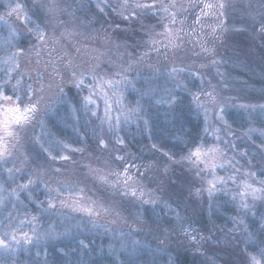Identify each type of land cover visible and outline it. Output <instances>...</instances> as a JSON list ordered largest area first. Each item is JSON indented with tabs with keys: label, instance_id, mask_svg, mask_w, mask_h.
Masks as SVG:
<instances>
[{
	"label": "rangeland",
	"instance_id": "obj_1",
	"mask_svg": "<svg viewBox=\"0 0 264 264\" xmlns=\"http://www.w3.org/2000/svg\"><path fill=\"white\" fill-rule=\"evenodd\" d=\"M25 1L0 0V16L8 19L12 27L20 33L19 36L12 38L8 27L0 23V83L8 78V70L13 67L9 62L11 52L16 51L17 47L25 48L24 54L17 58L20 67L10 73L12 80L5 87V92L11 94L9 89L15 84L16 79L23 77L22 89L30 84L42 96V101L38 122L33 125L28 136L21 139V144L12 150L7 162L0 161L2 189L0 197L4 200L3 205H0V221L3 222V225H0V235L10 230L7 227L9 223L13 227H18L20 220L28 221L32 216H37L39 220L35 225V235H39L40 239H35L32 227L25 223L22 230L27 232L34 242L30 245L21 243L12 251L0 249V264H183L178 261V256L181 250L188 249L190 245L180 234V225H183L187 216L185 214L210 215L215 211L224 214L227 207L233 212L231 223L234 229L229 227L221 229L210 220L204 227L203 251L189 248L192 258L197 259L196 263L194 261L192 264H246L250 253L246 252L242 256L243 252L241 254L238 237L235 234L238 232L239 222L245 218L250 224V221L258 219L259 226L264 225V218L259 220L260 216L264 217V193H257L256 195L261 198L255 200L250 195L245 196L243 201L247 202L249 206L247 209L241 207L243 201L240 196L245 183L259 188L262 187L260 181H264V175L261 174L264 172V107H262L264 32L260 30L261 23H264V0H228L231 7L223 10L222 17L217 9L204 10L209 13L207 17H211L212 21L206 34H210L215 28L218 31L215 35L219 36L215 38H219L221 42L213 43L209 47L204 44L203 47L208 48L212 56L223 57L227 61L217 58L215 67L205 81L210 86L205 90L213 92L219 104L206 105L208 98L203 100V105L208 107V111L203 110L204 118L197 132L198 135H202L198 137L199 139H194L191 134L188 143L174 141L172 145V148L176 146L174 152H166L167 148L143 146L145 155L168 153L167 160H162V157L158 156L156 161L158 164L153 166L151 164L148 167L146 165L147 168L152 167L149 171L147 168L142 170L137 168L139 169L137 171L135 165L128 169L131 177L129 184L142 185L145 192L152 194L154 203L145 204L133 201L130 197H121L119 190L123 187L122 184H117L116 188L110 184L116 179L112 173L123 172L124 167L132 165L131 159L136 157V153L129 149L127 130L132 123L133 127L146 130L147 124L144 122L146 119L132 115L125 120L121 116L120 124L109 129L107 123H101L102 102L96 117L83 110L74 111L72 106L77 104L81 97L88 95V92L87 90L78 92L73 87L65 65L66 61L71 59L73 66H78L76 67L78 75L84 72L97 76L105 74L112 76L115 73L114 69L109 70L105 66L100 54L107 43L115 42L113 45H117L116 55L128 54L132 62L139 64L140 68H150L151 66H146L141 60L137 61L133 57H137L138 52L147 50L146 47L150 45L146 38L153 32L148 31V35L144 34L147 30L142 29V25L146 23L145 27L149 28L151 23H157L159 17L153 18L149 12L141 15L138 20L125 22L119 15L116 16L118 10L115 9L116 7L122 11L120 6L123 0H27L31 6ZM209 1L210 4L220 2ZM15 2L25 5L32 20L31 24L24 25L14 15H7V5L12 3L14 6ZM135 2L150 3L151 0H130V3ZM170 2L171 0H158L157 8L161 4L167 6ZM177 3L183 5V9L177 10L178 23L180 20L184 22L190 16L188 14H191L199 4L196 0H177ZM75 4L77 8L71 10L69 5ZM39 6L44 7L41 13L37 11ZM136 11L146 12L140 9ZM110 12L115 16L111 17V14L109 17ZM160 15L165 17L162 22L166 23L168 19L166 15L163 13ZM104 16H107V20ZM36 25H40L47 33L43 44L35 41L34 36L28 31ZM111 25H114V31ZM172 27L175 29V26ZM160 29V32L163 31ZM144 44L147 45L144 47ZM192 52L190 49L180 55L196 57ZM53 64L60 70L63 80L53 71ZM124 68L129 83L121 89L123 111L139 106L141 109L139 115L144 117L142 111L147 107L146 103L141 102L152 99L156 106L167 110L165 114H169L170 108L165 107H168L166 103H169V95L174 94L172 81L176 76L170 73L166 78L164 74L153 76L142 72L134 75L127 71L126 66ZM233 69L243 73L248 71L250 75L247 78H239L234 71L223 72ZM142 76L157 83V78L164 77L170 89L152 87L147 81L141 83L143 87L140 88L138 79ZM198 82L202 83L199 79ZM90 83H92L90 79L85 80V84ZM58 84L64 87L63 99L59 98L61 94L57 88ZM179 85L185 86L180 83ZM221 105L224 107L223 119H219L217 115L218 107ZM117 110L118 106L114 104L110 113L113 118ZM230 117L236 120H231ZM257 121L262 124H257ZM113 124L115 125V119ZM148 135L151 141L150 131ZM117 137L123 140V144L118 142ZM35 138H39L38 143ZM100 139L107 142V148L98 147ZM49 141L60 142V150L50 147ZM201 144L205 147H219L223 153L219 162L223 163L225 168L217 169L216 176L225 180L229 177L235 178L234 183L228 182L222 192L211 198L206 192L197 195L195 187L187 183L192 173L183 158L190 150ZM41 145L48 148L57 159H51ZM63 145L69 147L65 148ZM71 149L83 151L74 152ZM60 155L70 156L71 159L61 160ZM118 156H122L123 160L117 159ZM169 160L172 163H169ZM9 169L12 170L11 176ZM251 172L256 173L255 177L247 175ZM98 176L108 177L109 184L103 183ZM30 178L35 183L22 190L19 185L27 184ZM211 178L205 177L206 180ZM63 185L71 186L72 190L66 191ZM196 187H207V184L197 183ZM56 189L63 193L57 196V199L68 203L78 200L77 194L83 189L85 202L95 201L97 206L103 205L109 211L105 213L101 210V215L93 218L97 222L95 227L83 213L73 212L59 204L55 210L42 211L47 209L46 202L50 191L55 194ZM172 190L175 195L171 194ZM12 192L18 193V198L10 195ZM259 207H262L261 213L257 210ZM150 208L151 218H148L146 210ZM150 220H155L154 225ZM50 225L54 226V230ZM121 232L125 234L123 237L120 236ZM129 233L131 235H128ZM17 236L18 239L21 238L20 232H17ZM133 239L140 241V244L135 247L121 245L122 240L130 242ZM197 239L196 244H199L201 238ZM251 241V238H245V243ZM251 255L259 259L256 254Z\"/></svg>",
	"mask_w": 264,
	"mask_h": 264
},
{
	"label": "snow or ice",
	"instance_id": "obj_2",
	"mask_svg": "<svg viewBox=\"0 0 264 264\" xmlns=\"http://www.w3.org/2000/svg\"><path fill=\"white\" fill-rule=\"evenodd\" d=\"M157 3L158 0H151L150 3H130V0H123L122 5L120 6L122 11L119 13V15L121 16L123 21L127 22L130 20H138L141 15H145L150 12L153 18L159 17L157 19V24H159V26L163 29L162 32L156 33L155 35L158 37H164L168 40V43H164L163 40H157L154 38L150 39L149 43L152 45L151 50L159 52L160 47H158L157 45H160L165 49H167L170 45H172L173 47H179V45L173 43V40L171 38L174 37L175 39H179L178 33L183 31V28L181 27L178 29H174L172 26L178 23L177 10L183 9V5L178 4L177 0H171L169 5L165 6L161 4L160 7L157 8ZM227 7H231V4L228 2V0H220V2L216 4H204L201 9V15L206 16L209 14L208 12L204 11L206 9H217L219 10V14L222 17L224 14L223 10ZM7 8L8 16L14 15L16 19L24 25L32 23L31 17L28 15L23 3L15 2L14 6L12 3H10L7 5ZM137 9L146 10V12L136 11ZM101 11H103V8H101ZM113 11H115V9H113ZM125 12H127V14H125ZM161 13L165 14L168 18L166 23L162 22L165 17L161 16ZM200 19L201 16L198 15L195 22L199 24ZM0 23L8 27L9 34L12 38L20 35V33H18L17 30L12 27L10 21L4 16H0ZM179 23L183 25V20H180ZM142 27L144 26L142 25ZM260 30L261 32H264V23H261ZM28 31L34 36L35 41L41 44L45 43V37L47 36V33L43 28L40 27V25H36L35 28H29ZM215 31L216 29L214 28L213 32ZM9 43H11V41H9ZM12 46L15 47V45ZM25 51V48L17 47L16 51L11 52L9 62L12 63L13 67L8 70V78L0 83V161L3 162H7V160L11 157L12 150L21 144V139L28 136V133L32 130L33 125L38 122V114L40 112L42 96L37 91H35L30 84L22 89L21 85L23 83V77L16 79L15 84L9 89L11 94H6L5 92V87L9 85L12 80L10 73L16 69H19L20 67L19 63L17 62V58L20 55L24 54ZM204 51L208 52L210 50L208 48H204ZM37 55H39V49H37ZM144 55H147V53H145ZM65 56H67V53H65ZM143 58L144 57L141 56L139 59L142 60ZM61 59L63 60L64 57H61ZM212 63H215V61H212ZM65 67L69 72V79L73 87H75L78 92H83L85 90H87L88 92V95L81 97L78 103L72 106L74 111L83 110L85 112H90L93 117H96L97 111L100 109L102 102L103 118L101 119V123H107L109 129H112L114 126H118L120 124L121 116H123L125 120H128L132 115H137L139 119H144L142 115H139L141 112L139 106L135 109H127V111H123V93L121 89L129 83L128 77L126 75V70L123 72L117 71L112 76H108L107 74L103 76H97L92 73L85 74L84 72H81L78 75L76 71V67L78 66L74 67L71 59H68L66 61ZM97 67H99V65H97ZM129 68H132V64H129ZM53 71L57 76L61 77V80L64 79L60 70L55 67V64H53ZM176 71L177 69H172L173 73H175ZM86 79H90L92 83L85 84ZM49 87H51V85H49ZM57 88L59 89V93L61 94L59 98L63 99L64 87L58 84ZM22 91L23 95H21ZM42 91L43 88L41 87L40 92ZM203 95L208 98L209 103L219 104L217 97L213 95V92L206 91L203 92ZM175 99V96L170 94L168 102L170 104L174 103ZM194 99L197 101V107L201 108L205 112L208 111L207 108H204L203 102L200 101L199 94H197ZM114 104L118 106V110L117 114L113 118L110 113H112L113 111ZM241 107L248 106L241 105ZM223 112L224 107L221 105L218 107L217 111L219 119H223ZM113 119H115V125L113 124ZM144 122L145 124H147L146 120ZM40 123L41 127H43L42 122ZM35 139L38 143L39 138ZM217 139H219V137H217ZM117 140L120 144H123V140L121 138L117 137ZM48 143L50 147H54L57 151H59L61 148L60 142L49 141ZM107 146L108 145L105 140L100 139L98 141V147L107 148ZM41 147L51 159H57L56 156H52L48 148H44L43 145H41ZM63 147L68 148L69 146L63 145ZM155 147L156 145H153V148ZM71 150L74 152L83 151L82 149ZM165 155L168 156V153H165ZM221 156H223V153L221 152L219 147H205L203 144H201L195 147L193 150H190L188 155L183 158L185 161H187V164L192 173L191 177L188 178L187 183L191 187H195V192L197 195H199L201 192H206L208 197L211 198L217 193L222 192L224 186L228 182H235L234 177H229L228 180H225L223 177L216 176L217 169L222 170L225 168V165L219 162ZM59 159L69 160L71 159V157L67 155H60ZM117 159L123 160V157L118 156ZM169 159H171V156H169ZM130 167H133V165L125 166L123 172L112 173V176H114L116 179L115 182H112L110 184V186L116 188L117 184H122L123 187L119 190V194L121 197H130L133 201H138L141 204L154 203V200H152V194L150 192H145L142 185L129 184V180L131 179V177L129 176L128 169ZM57 171H59V169H57ZM137 171H139V169H137ZM8 172L11 176L12 170L9 169ZM261 174L264 175V172H262ZM247 175L255 177L256 173L251 172L247 173ZM206 176L212 178L206 180ZM98 179H100L105 184H109L108 177L106 176H98ZM33 183H35V181L30 178L28 179L27 184H20L19 187L22 190H25L28 189L29 186ZM197 183H206L207 187H196ZM260 184L262 185V187L254 188L252 184L245 183L243 186L244 191L240 193L242 201L245 196L249 195L253 200L261 198L256 194L264 193V181H260ZM62 187L66 191L72 190L71 186L69 185H63ZM0 191H2V189H0ZM54 193L55 194L50 191L49 198L46 202L47 209H42V211L55 210L57 208V204H59L61 207L70 208L73 212L83 213L89 218V222L93 227L97 226V222L93 218L99 217L101 215V210L105 213L109 211V209L105 208L103 205L97 206L95 201H92L90 203L85 202L83 189H80L79 193L77 194L79 199L73 200L71 203L57 199V196L63 195V193L60 192L59 189L54 190ZM10 195L18 198L19 194L16 192H12ZM233 199H235V197H233ZM3 203L4 200L2 197H0V205H3ZM241 207L247 209L249 206L246 201H243ZM9 217H11V214H9ZM38 220L39 217L37 216H32L28 221L20 220L18 227H13V225L9 223L7 227L10 230L5 231L2 235H0V249L12 251L18 248L21 243L25 245L32 244L34 242L33 238L30 237L27 232H24L22 230V226L27 223L30 227H32L33 233L35 235V225ZM114 222L115 221H113V223ZM0 225H3L2 221H0ZM50 228L54 230V226L50 225ZM182 231H184L186 235L188 234L186 229H182ZM17 232H20V239H18ZM50 234L51 233H48V235ZM124 235L125 234L123 232L120 233L121 237H123ZM128 235H131V233H129ZM35 239L39 240V235H35ZM191 239L195 241L196 237H191ZM139 244L140 241L135 239L131 240L130 242H126L123 240L121 241L122 246L135 247ZM260 257L261 259L258 260L255 256L249 254L247 260L250 262V264H264V249L260 250Z\"/></svg>",
	"mask_w": 264,
	"mask_h": 264
},
{
	"label": "trees",
	"instance_id": "obj_3",
	"mask_svg": "<svg viewBox=\"0 0 264 264\" xmlns=\"http://www.w3.org/2000/svg\"><path fill=\"white\" fill-rule=\"evenodd\" d=\"M190 1V0H189ZM199 2L196 8L193 10V12L189 17H187L186 20H184L183 25L180 23H177L175 26V29L177 26L178 28H183V31L178 33L179 39H175L174 37L171 38L173 40L174 44L179 45V47H173L170 45L167 49L164 47L157 45L160 47V51H153L152 45L150 44L149 47H146L147 50L138 52L136 58L137 61L141 60L139 59L141 56L144 58L141 60L142 64H145L146 66H151L150 68H140V65L136 62L133 63L132 59L127 56L122 55H116L117 50L116 46L113 45L115 42H110L106 44L105 48H102V52L100 54L102 58V62L105 64V66L112 70L114 69V72L117 71H125V66L128 72L136 74H142V73H148L152 74L153 76H156L158 74H164L167 76H170V73L174 74L176 76V80L173 79L172 84L174 83L172 87V91L174 92V96L176 98V101L174 102V106L172 103H166L169 109V114H165L167 111L163 107L156 106L152 99H147L144 102H141V104L146 103V109H143L142 114H144V118L147 121L146 130H142L140 127H133L131 124V127L126 132V139L128 145L130 146L129 149L134 151L136 153V157L134 159H131V162H133L132 165H135V169L139 168L140 170L147 168L149 165L152 164L156 165L158 164L157 157L161 156L162 160H167V156L165 155H159L154 154H144L143 152V146H148L153 148V145H156L157 148H167L166 152H174L176 149L175 147L172 148L173 142L178 141L179 143H188L191 139V134L195 137L194 139H199L198 137H201L202 135H198L200 129V125L202 123V119L204 118L203 110L199 107H197V101L194 99V97L199 94L200 101H205L206 96L203 95V92H206L205 88L210 87L206 84V79L208 75L211 73V70L214 66V63L212 61H217L216 56H212L210 51L205 52L203 45L206 44V47H209L210 45L219 44L221 41H219V37L215 34L218 33V31L211 32L210 34H206L207 29L212 24V21L210 20L211 17H207L204 15H201V9L204 4H210V1L208 0H196ZM25 3L28 5L30 3L25 1ZM42 4V2H41ZM31 6V4H30ZM71 10H75V5H69ZM90 7V6H89ZM44 7L39 6L37 11L39 13L43 12ZM116 10H118V13L116 16L119 15L120 10L115 7ZM35 10V6H34ZM212 10V9H211ZM112 14V15H111ZM187 14V13H184ZM115 16L114 13L110 12L109 17ZM183 15V14H182ZM201 16L200 23L197 24L196 18L197 16ZM121 18V16L119 15ZM50 18V17H48ZM179 18H183L182 16H179ZM104 19L107 20V16H104ZM122 19V18H121ZM111 20H109L110 22ZM144 30H147L144 34L149 33L148 31L151 30L148 37L146 38L147 41H150V39H157V40H163L164 43H168V40L164 37H158L155 34L160 33V26L157 23H151V26L149 28L145 27L147 26L146 23L143 25ZM111 29L113 31L115 30L114 25H111ZM162 32V31H161ZM118 33V31H117ZM116 33V34H117ZM146 36V35H145ZM149 44V42H148ZM147 45V44H146ZM144 44V47L146 46ZM143 47V48H144ZM205 47V48H206ZM193 50L192 53L196 55V57H188V56H181L180 54L182 52L187 53L188 50ZM120 51L123 52V49ZM212 51V50H211ZM127 52V51H125ZM147 53V55H144ZM129 57V59H128ZM218 59H222L223 61L227 62L225 58L221 57ZM129 64H132V68H129ZM207 65L208 67H205ZM175 68L177 71L175 73L172 72V69ZM205 69V70H204ZM220 69H222V66H220ZM237 75L239 78H247L250 75V72H244L239 71L237 69L223 71L224 73H230L233 72ZM142 72V73H141ZM180 73H182L180 75ZM174 76V77H175ZM252 76V75H251ZM254 77V76H253ZM166 78H157L158 83L155 80H147L145 77H141L138 79V84H140V88H142L141 83H147L152 85V87L160 86L164 89H170L168 85V82ZM201 81L202 83L198 82ZM259 79H261L259 77ZM180 84H185V86H180ZM212 83V82H209ZM159 84V85H156ZM203 84V85H201ZM186 91V92H185ZM207 99V98H206ZM209 102H206V105H208ZM210 105V104H209ZM171 106V107H170ZM204 106V105H203ZM194 108V109H193ZM204 108H207V106H204ZM232 118V117H230ZM231 120H236L232 118ZM256 123L261 125V123ZM148 130V131H147ZM150 131L152 135L153 142L150 141V136L148 135V132ZM183 133V134H182ZM130 136H129V135ZM137 137V138H136ZM193 142V141H192ZM171 144V145H170ZM161 146V147H160ZM174 154V153H172ZM130 162V161H129ZM169 163L170 162L169 160ZM147 165V167H146ZM138 166V167H137ZM152 168V167H151ZM150 167L146 170H150ZM172 195H175L174 190L171 192ZM228 205H230V202H228ZM223 205V206H228ZM222 208H226L223 207ZM225 211V213H217L216 211L213 214L207 215L204 213H200L198 215L193 216V214H185L187 215L185 218V222L183 225H180V234L189 242V248L192 250L200 249L203 251V244H204V227L207 226L210 222L214 223L216 226L220 227L221 229H224L225 227H229L230 229H234L233 223H231V217L232 213L228 209ZM150 210H146V213L148 218H151ZM154 210V209H153ZM159 210L158 208L156 209ZM257 210L258 212H262V207H259ZM231 213V214H230ZM223 214V215H222ZM228 214V215H227ZM230 214V215H229ZM228 216V217H227ZM263 216H260V219H263ZM155 221V220H154ZM152 220H150V223L153 224ZM184 221V220H183ZM246 221V222H245ZM233 222V221H232ZM258 219L254 221H250V224L247 219L242 218V220L239 222L238 232H235L236 237H238V244L240 245V251L241 254L243 252L244 256L246 252L249 254H256L259 259L260 257V250L264 249V225L259 226ZM261 222V221H260ZM247 224V225H246ZM257 225V226H256ZM182 229L187 230V235L185 234ZM191 237H196L195 241L191 239ZM200 237V243L196 244L197 238ZM245 238H251V242L245 243ZM189 239V240H188ZM185 243V242H184ZM183 249L180 251V254L178 256V261L183 264H192L196 263L197 259H193L190 250ZM176 249V247L174 248ZM178 249V248H177ZM258 259V260H259ZM246 264H250V262L247 260Z\"/></svg>",
	"mask_w": 264,
	"mask_h": 264
}]
</instances>
